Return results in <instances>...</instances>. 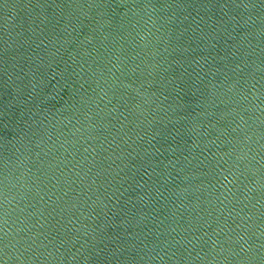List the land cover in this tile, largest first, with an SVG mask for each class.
<instances>
[{"label":"water","instance_id":"water-1","mask_svg":"<svg viewBox=\"0 0 264 264\" xmlns=\"http://www.w3.org/2000/svg\"><path fill=\"white\" fill-rule=\"evenodd\" d=\"M0 264H264V0H0Z\"/></svg>","mask_w":264,"mask_h":264}]
</instances>
